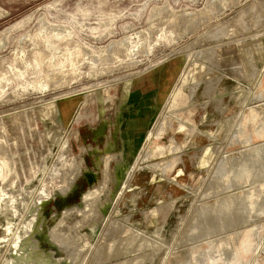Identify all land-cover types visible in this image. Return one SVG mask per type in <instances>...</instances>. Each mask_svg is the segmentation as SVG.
Listing matches in <instances>:
<instances>
[{"label": "rangeland", "instance_id": "obj_1", "mask_svg": "<svg viewBox=\"0 0 264 264\" xmlns=\"http://www.w3.org/2000/svg\"><path fill=\"white\" fill-rule=\"evenodd\" d=\"M0 264H264V0H0Z\"/></svg>", "mask_w": 264, "mask_h": 264}]
</instances>
